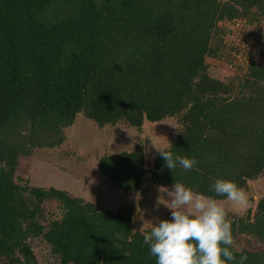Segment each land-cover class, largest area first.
Wrapping results in <instances>:
<instances>
[{"label": "trees", "instance_id": "16d2710c", "mask_svg": "<svg viewBox=\"0 0 264 264\" xmlns=\"http://www.w3.org/2000/svg\"><path fill=\"white\" fill-rule=\"evenodd\" d=\"M263 20L264 0H0V264H27L28 253L40 264L35 249L44 264H155L143 242L151 227L132 230L133 204L105 208L16 182L18 159L61 146L79 114L137 131L176 117L165 148L196 160L185 172L158 153L147 170L140 145L101 155L96 169L110 188L136 194L150 173L161 187L176 181L223 200L210 189L215 179L244 188L263 174L264 60L227 81L206 62L223 50L224 24L243 34ZM49 201L60 217L45 223ZM230 224L233 237L264 243V195L252 216ZM233 249L264 264V250Z\"/></svg>", "mask_w": 264, "mask_h": 264}, {"label": "rangeland", "instance_id": "374dc122", "mask_svg": "<svg viewBox=\"0 0 264 264\" xmlns=\"http://www.w3.org/2000/svg\"><path fill=\"white\" fill-rule=\"evenodd\" d=\"M224 26L227 33L224 35L223 50L215 57H207L206 62L211 77L227 81L234 75L242 76L248 61L264 60V20L257 27L247 28L243 34L235 24L229 27L226 23ZM236 46L239 48L237 51L233 49ZM226 55L231 56V65L228 64ZM178 128L176 117H167L157 122L144 120L141 131L123 123L98 128L95 123L79 114L74 124L66 128L65 143L56 149L36 150L30 157H20L14 178L19 184L27 181L35 186L67 188L72 195L101 202L105 208L127 207L129 204L134 206L139 191L135 194L118 187L110 188L99 176L96 159L101 155L116 154L140 145L144 154V167L150 170L158 153L156 147H167ZM146 176H150V173ZM167 188L171 189L161 187L149 178L140 207L142 215H138L132 224L133 231L150 228L152 222L158 219L170 218L171 210L162 203L157 204L158 198L165 202L169 199ZM241 189L248 196L246 206L235 205L226 199L218 200L223 204L229 222L232 217L254 214L258 199L264 195V173L254 180H248ZM43 216L45 223L60 217L58 205L55 202H46L43 205ZM234 246L237 249L264 250V243L246 234H236ZM35 253L40 264H44L38 249H35Z\"/></svg>", "mask_w": 264, "mask_h": 264}, {"label": "clouds", "instance_id": "9594fccd", "mask_svg": "<svg viewBox=\"0 0 264 264\" xmlns=\"http://www.w3.org/2000/svg\"><path fill=\"white\" fill-rule=\"evenodd\" d=\"M156 149L172 171L179 166L186 172L196 165L194 158L176 154L170 146ZM210 189L235 205H247L246 192L232 180L217 178ZM166 192L167 202L158 198L157 204L171 210L170 218L152 222L150 230L143 233V242L155 257V264H246L247 255L237 259L233 249L232 227L222 203L176 181ZM136 214L142 215L138 204Z\"/></svg>", "mask_w": 264, "mask_h": 264}, {"label": "water", "instance_id": "95a60500", "mask_svg": "<svg viewBox=\"0 0 264 264\" xmlns=\"http://www.w3.org/2000/svg\"><path fill=\"white\" fill-rule=\"evenodd\" d=\"M149 178L150 176L146 177V179L143 181L142 185H141V188L139 190V194H138V197H137V200H136V203L134 205V211H133V222L132 224L135 223L136 221V218H137V214H136V207H137V204L139 205V207H141V204H142V201H143V194H144V190L149 182ZM135 217V219H134ZM133 227V226H132ZM27 264H34V261H33V258H32V255L30 253L27 254Z\"/></svg>", "mask_w": 264, "mask_h": 264}, {"label": "crops", "instance_id": "0c3cea01", "mask_svg": "<svg viewBox=\"0 0 264 264\" xmlns=\"http://www.w3.org/2000/svg\"><path fill=\"white\" fill-rule=\"evenodd\" d=\"M114 131V130H113ZM107 135V134H106ZM65 189H67V188H65Z\"/></svg>", "mask_w": 264, "mask_h": 264}]
</instances>
